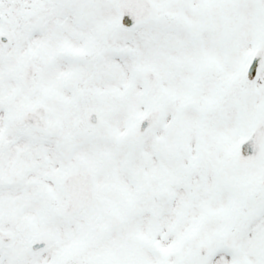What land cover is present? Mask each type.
Returning <instances> with one entry per match:
<instances>
[{
    "label": "snow or ice",
    "instance_id": "obj_1",
    "mask_svg": "<svg viewBox=\"0 0 264 264\" xmlns=\"http://www.w3.org/2000/svg\"><path fill=\"white\" fill-rule=\"evenodd\" d=\"M0 264H264V0H0Z\"/></svg>",
    "mask_w": 264,
    "mask_h": 264
}]
</instances>
